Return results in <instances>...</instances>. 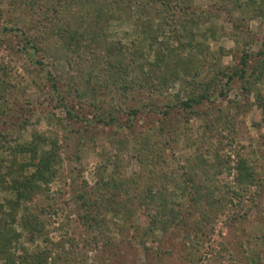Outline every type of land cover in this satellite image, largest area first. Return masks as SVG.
<instances>
[{"label":"rangeland","instance_id":"374dc122","mask_svg":"<svg viewBox=\"0 0 264 264\" xmlns=\"http://www.w3.org/2000/svg\"><path fill=\"white\" fill-rule=\"evenodd\" d=\"M25 1L0 0V160L9 165L15 147L37 134L57 140L60 159L56 180L37 202L45 234L28 242L16 225L22 237L10 249L13 264H25L22 257L43 250L52 253L49 264H264V81L257 83L253 75L264 61V0H255L259 10L239 9L229 0H173L169 12L155 2L154 36L175 48L173 61L197 56L200 49L191 43L208 45L211 51L195 80L217 78V84L210 99L188 110L182 104L199 93L192 76L156 92L141 89L138 81L124 92L100 81L88 86V66L80 57L64 51L56 57L53 45L38 39L39 16ZM139 10L114 19L107 35L110 43L124 47L121 61L148 69L155 49L138 29ZM203 15L210 18L195 20ZM173 27L190 43L185 48L175 40ZM31 38L39 50L27 45ZM246 54L245 79L228 82L216 73L241 70ZM168 62L180 71L170 58ZM130 77H138V67ZM144 138L151 143L149 150ZM40 149L49 151L50 142ZM213 153L228 158L229 167L209 173L197 169L190 176L198 157L213 163ZM240 158L254 172L251 185L235 180ZM17 160L27 162L29 156L19 154ZM166 177L195 178L214 190L213 199L220 204L215 210L205 203L196 206L166 184L178 222L152 230L139 198ZM14 198L0 189V203ZM84 200L91 202L89 208Z\"/></svg>","mask_w":264,"mask_h":264},{"label":"trees","instance_id":"16d2710c","mask_svg":"<svg viewBox=\"0 0 264 264\" xmlns=\"http://www.w3.org/2000/svg\"><path fill=\"white\" fill-rule=\"evenodd\" d=\"M172 1L27 0L24 4L39 16V25H35V28L40 30L38 39L45 42L47 47L50 46L49 48L53 45L57 52L55 54L56 57H62L60 54L63 51L67 54L69 52V55L76 56L75 58L80 57L79 59L84 61L85 66H88V77L85 79L88 86L93 87L94 81H100L99 84L102 82L103 84L105 83L106 87L115 86L118 90L124 92L130 90L138 81V87L141 89L156 92L168 86L172 81H180L182 77L190 78L192 76L196 83L195 90L199 93L195 94L193 92V98L182 104V107L188 110L195 105L200 106L205 100L210 99L213 92L212 88H215L217 84L215 82L217 78L207 81H196L197 78L201 77L200 74L205 67V62L209 60L207 57L210 56L211 51L208 45L198 44L196 46L193 43L183 42L181 40L183 34L178 31L177 27H173L172 32L179 46L182 47L184 45L182 48H185L187 44H190V47L200 49L197 56H193L183 62L180 61L179 64V61H173L174 58L176 59L174 55L176 53L175 48L171 49L169 44L165 41L160 42L159 38L154 36L151 14H153V11L158 12L154 6L155 2L161 3L165 11L169 12L173 6ZM183 1L182 3L185 4L186 1ZM229 1L239 9L252 7L259 10L260 4L255 0H247L244 3L240 0ZM151 3L153 5L148 8L147 6ZM180 5L181 3H179ZM42 7L45 8L43 12L41 11ZM136 8L141 10H139L140 15L137 18L138 29L150 39L151 47L155 49V61L149 63L148 69L145 64L134 65L133 63L128 64L125 61H121L119 55L122 56L124 53V47L121 44L110 43L107 35V28L114 19L136 15L138 14L135 11ZM142 16L148 17L144 21ZM173 16L175 15L173 14ZM209 18L208 15H203L195 20L202 22ZM185 20L191 21L192 19L185 17ZM45 21L48 22V25L40 26V22L44 23ZM170 22L175 24L176 20ZM161 29L159 27V30ZM35 38L29 39L27 45L31 49L39 50V44L36 43ZM69 55L63 54V57L69 58ZM169 58L172 61V66L176 64L179 66L180 71H173L170 68ZM248 61L249 55L246 54L242 60L243 67L241 70H234L231 73L216 70V73L227 77L228 82L233 81L236 77L245 79ZM261 63L256 68V71L253 72L257 83L264 81V61ZM135 66L138 67V77L132 78L130 74L135 71ZM1 69L2 67H0ZM159 72L160 74H157ZM256 73L258 75H255ZM4 76L1 79V83L4 82ZM250 85L252 86V84ZM76 92L80 96H85V91L80 92L77 89ZM93 92H97V88L94 87ZM166 114V117H170L169 111ZM143 141L144 147L149 150L151 148L149 139L144 138ZM47 142H50L51 149L49 151H40L41 145ZM59 149L57 140H49L46 136L37 134L34 135L31 142L18 144L15 147L13 150L15 157L9 165L5 166V161L0 160V189L15 195L14 199H10L3 204L0 203V261L3 262L1 264L14 263V256L10 253V249L18 244L22 237V234L15 228L16 225L25 231L28 242H33L37 237L45 234V219L41 218L40 213L37 211V202L57 178V164L60 159ZM19 154L28 155L29 161L19 163L17 160ZM213 158L215 163H210L200 155L197 163L190 171V176L195 175L197 169L202 173H209L211 170L220 171L230 165L229 159L222 157L219 153H213ZM31 168L33 171L27 172ZM236 170L235 180L239 185H251L253 183L254 172L246 159L240 158L236 165ZM9 177L10 181L8 182L7 179ZM172 179L169 180L166 177L164 182L159 184V188L150 185L139 198V206L143 210L142 215L146 214L145 216L152 230L157 229L158 226L166 229L171 224L178 222L179 213L174 209V204L168 200L166 184L174 185L176 189L188 196L196 206L200 203H205L208 204L210 210H215L220 204V200L213 199L214 190L204 183L196 181L195 178L190 177L187 181L183 177L178 180ZM90 203L84 200L85 205L89 204L87 208L91 206ZM202 213H207V211ZM163 218H165V221H162ZM51 257L52 253L43 250L22 257V261L25 264H49ZM61 259L59 257V260ZM64 264H70L69 260H66Z\"/></svg>","mask_w":264,"mask_h":264}]
</instances>
